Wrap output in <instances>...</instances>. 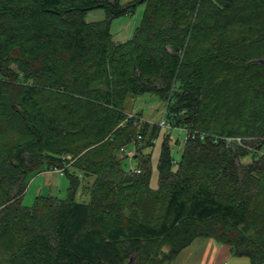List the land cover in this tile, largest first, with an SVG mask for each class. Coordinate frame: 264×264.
I'll list each match as a JSON object with an SVG mask.
<instances>
[{"label":"trees","instance_id":"obj_1","mask_svg":"<svg viewBox=\"0 0 264 264\" xmlns=\"http://www.w3.org/2000/svg\"><path fill=\"white\" fill-rule=\"evenodd\" d=\"M145 94L185 132L177 160L164 134L155 189L149 155L116 156L148 134L125 110ZM44 167L66 198L14 201ZM196 238L264 264V0H0V264H170Z\"/></svg>","mask_w":264,"mask_h":264},{"label":"rangeland","instance_id":"obj_2","mask_svg":"<svg viewBox=\"0 0 264 264\" xmlns=\"http://www.w3.org/2000/svg\"><path fill=\"white\" fill-rule=\"evenodd\" d=\"M122 3H126L129 0H121ZM143 13V6H138L133 15L128 17H121L112 21L110 26V32L112 35V40L115 43L125 42L130 39L134 29L138 26L140 19ZM105 14L103 10L97 9L91 12H88L85 20L87 22H95L104 19ZM165 109V103L160 101L157 96L145 94L136 97H129L126 100L125 110L129 117H138L137 120L138 128H142V125L145 123L148 134L154 129V132H158V136L152 141V145L146 147L150 142V137L148 134L145 135L144 139L139 140L135 147L129 146L128 153L118 152L116 154L118 159H122L123 166L127 169H133L136 166V158L139 161H145L146 154L149 155L150 165H151V178H150V188L155 189L158 182V172H157V161L160 155V148L162 144V139L164 134H169L176 142H179L177 145H172V156L177 160L180 156L182 150V142L185 138L184 129L180 126L170 128L171 124L161 125L163 118V112ZM171 129V132L167 131ZM131 158V159H130ZM134 159V160H133ZM81 184L78 187V190L75 194L76 202H87L88 196L86 192L88 191V186L91 184L92 177H83L80 175ZM69 186V181L65 177V170L63 168L51 167L42 169L40 173L32 172L26 179V187L22 190V193L19 195L17 190L14 189L12 196H18V199L21 200V205L23 207H30L33 205L34 200L37 196H53L58 199H65L67 196V188ZM245 262H247L245 260ZM248 263V262H247Z\"/></svg>","mask_w":264,"mask_h":264},{"label":"crops","instance_id":"obj_3","mask_svg":"<svg viewBox=\"0 0 264 264\" xmlns=\"http://www.w3.org/2000/svg\"><path fill=\"white\" fill-rule=\"evenodd\" d=\"M132 169V168H131ZM134 169V167H133ZM245 260L248 262H245ZM250 264L243 256L235 255L227 245L212 238H196L178 253L170 264Z\"/></svg>","mask_w":264,"mask_h":264},{"label":"built area","instance_id":"obj_4","mask_svg":"<svg viewBox=\"0 0 264 264\" xmlns=\"http://www.w3.org/2000/svg\"><path fill=\"white\" fill-rule=\"evenodd\" d=\"M163 118H165L164 117V115H163ZM164 124H169V123H167V121L166 120H164V119H162V121H161V125H164ZM128 153V151H126V154ZM128 154H130V153H128ZM222 264H227V263H222Z\"/></svg>","mask_w":264,"mask_h":264}]
</instances>
